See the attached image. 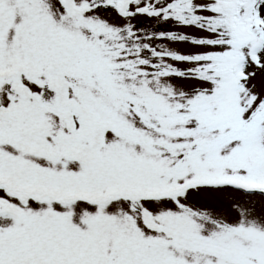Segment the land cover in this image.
I'll return each mask as SVG.
<instances>
[{"label":"snow or ice","instance_id":"6c2138e0","mask_svg":"<svg viewBox=\"0 0 264 264\" xmlns=\"http://www.w3.org/2000/svg\"><path fill=\"white\" fill-rule=\"evenodd\" d=\"M0 264H264V0H0Z\"/></svg>","mask_w":264,"mask_h":264}]
</instances>
